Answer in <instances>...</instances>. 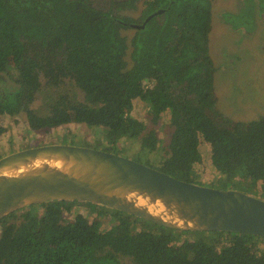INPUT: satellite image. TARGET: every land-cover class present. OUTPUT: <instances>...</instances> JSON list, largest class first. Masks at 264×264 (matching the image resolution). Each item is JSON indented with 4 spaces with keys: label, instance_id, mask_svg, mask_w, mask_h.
Returning a JSON list of instances; mask_svg holds the SVG:
<instances>
[{
    "label": "trees",
    "instance_id": "obj_1",
    "mask_svg": "<svg viewBox=\"0 0 264 264\" xmlns=\"http://www.w3.org/2000/svg\"><path fill=\"white\" fill-rule=\"evenodd\" d=\"M212 3L0 0V116L24 114L28 133L71 123L101 128L106 141L96 145L118 155L123 139L138 140L139 154L159 152L157 127L168 113V141L156 163L143 159L147 166L186 183L264 200V117L247 122L211 117ZM242 12L220 18L241 25L242 19L236 23L228 16ZM10 71L15 75L8 83ZM67 78L82 91L81 101L54 92ZM51 88L47 114L37 113L34 98ZM134 100L147 105L149 123L131 115ZM6 132L0 125V137ZM202 142L209 147L216 183H202L196 173ZM75 206L88 208L99 221L76 213ZM106 218L112 225L102 231ZM262 244V237L181 232L77 201L33 205L0 222V264H264Z\"/></svg>",
    "mask_w": 264,
    "mask_h": 264
},
{
    "label": "water",
    "instance_id": "obj_2",
    "mask_svg": "<svg viewBox=\"0 0 264 264\" xmlns=\"http://www.w3.org/2000/svg\"><path fill=\"white\" fill-rule=\"evenodd\" d=\"M52 201L99 205L181 232L264 238V200L237 190L186 183L120 155L76 145L32 147L0 158V222Z\"/></svg>",
    "mask_w": 264,
    "mask_h": 264
},
{
    "label": "rangeland",
    "instance_id": "obj_3",
    "mask_svg": "<svg viewBox=\"0 0 264 264\" xmlns=\"http://www.w3.org/2000/svg\"><path fill=\"white\" fill-rule=\"evenodd\" d=\"M98 2L103 5L108 4L109 0H98ZM212 4L214 24L210 33L216 36L214 42L216 50L212 52L209 50V56L214 67L215 114H211V117L216 122L220 121L221 118H226L231 122H247L264 117V1L230 0L229 2L213 0ZM241 8H243V12L233 18L234 22L238 23V19L250 21L249 19L253 17L255 19L254 28H256L253 36H241L242 42L238 37H232L235 33H231L230 24L220 21L219 18L222 13L226 12L237 15ZM136 14L134 16L139 19L140 15ZM228 18L232 19L231 16ZM231 28L235 29L234 27ZM210 43H213V39L210 40ZM14 75V72L11 71L5 74L6 81L9 83L10 77ZM52 90V88L47 91L40 90L34 98L31 108L39 114H47L46 100L48 96L53 95ZM54 92L68 94L72 100L77 102L81 101L83 96L73 78L64 80ZM131 115L139 121L149 123L148 107L140 100H134ZM169 123L168 113L163 114L157 127L159 149L161 150L166 145L171 132ZM0 125L7 128V132L0 137V155H8L27 149L29 142L34 143L30 148L50 144H65L111 152L103 145H99L106 141L103 136L104 130L101 128L71 123L49 130L28 133L25 115L21 113L15 116H0ZM97 143L99 144L96 145ZM117 148L119 150L118 155L143 165H147L143 159L156 163L162 155L161 150L151 154H139L140 143L134 139L119 141ZM199 151L201 158L196 164V173L202 183H216V171L210 161L208 145L202 142ZM74 210L76 213L88 216L91 222L99 221L98 218L97 220L94 219L88 208L75 206ZM70 217H67L68 221H70ZM106 219L108 221L103 219L105 221L100 223L102 231L107 230L112 225L109 218ZM136 228H139V223L136 224ZM262 248L264 249L263 244Z\"/></svg>",
    "mask_w": 264,
    "mask_h": 264
},
{
    "label": "crops",
    "instance_id": "obj_4",
    "mask_svg": "<svg viewBox=\"0 0 264 264\" xmlns=\"http://www.w3.org/2000/svg\"><path fill=\"white\" fill-rule=\"evenodd\" d=\"M226 13H228V12H226ZM234 17L235 16H232V18H234ZM249 20L250 21L243 20L241 25H236V26L233 25V23H231V22H227V23L230 24L231 33H235L232 36L233 38L234 37H238L240 39L241 36L242 37H244V36H253V32L256 30V28H254L255 27V25H254L255 19L253 17H251ZM220 21H224V20L220 18ZM213 24H214V21L212 22V25ZM212 25H211V28H212ZM231 27H234L235 29H233ZM215 38H216V36H214V34H211V33L209 34V50H210V52H212L213 50H216L214 48ZM211 39H213V43L212 44L210 43ZM240 42H242V40Z\"/></svg>",
    "mask_w": 264,
    "mask_h": 264
},
{
    "label": "bare ground",
    "instance_id": "obj_5",
    "mask_svg": "<svg viewBox=\"0 0 264 264\" xmlns=\"http://www.w3.org/2000/svg\"><path fill=\"white\" fill-rule=\"evenodd\" d=\"M142 202V201H141Z\"/></svg>",
    "mask_w": 264,
    "mask_h": 264
}]
</instances>
